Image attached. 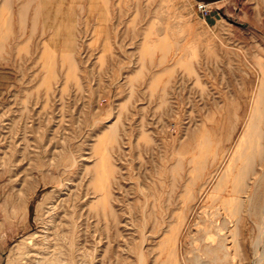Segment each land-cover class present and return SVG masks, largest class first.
Wrapping results in <instances>:
<instances>
[{"label": "rangeland", "instance_id": "374dc122", "mask_svg": "<svg viewBox=\"0 0 264 264\" xmlns=\"http://www.w3.org/2000/svg\"><path fill=\"white\" fill-rule=\"evenodd\" d=\"M25 3L0 0V264H264V0Z\"/></svg>", "mask_w": 264, "mask_h": 264}, {"label": "bare ground", "instance_id": "6f19581e", "mask_svg": "<svg viewBox=\"0 0 264 264\" xmlns=\"http://www.w3.org/2000/svg\"><path fill=\"white\" fill-rule=\"evenodd\" d=\"M31 1H33V0H26V3H25V5H23L22 7H23V9L25 8V6L27 5V3H30ZM199 1H201V0H197V2H199ZM202 1H204V0H202ZM214 1H217V0H214ZM214 1H204L205 2V4H206V2H214ZM108 13V12H107ZM71 49V48H70ZM74 49V48H73ZM72 52V51H71ZM70 53V52H69ZM258 94V93H257ZM254 112V111H253ZM252 112V113H253ZM254 114V113H253ZM252 114V115H253ZM254 116V115H253ZM250 118V117H249ZM256 119V118H255ZM251 122H254L253 121V117L251 118ZM250 121V120H249ZM251 122L250 123H248L249 125H247L248 126V128H251V127H253V129L255 128V127H257V126H255L254 127V123H252L251 124ZM252 129V130H253ZM256 129V128H255ZM254 131V130H253ZM258 137V136H257ZM253 152H251V154H247L246 155V157H244V165L242 166V167H246V169L245 170H247L248 169V166L250 165H252V169H253V164H251V163H254L255 161H253V158H252V155H254V154H252ZM260 154V153H259ZM258 155V154H257ZM259 156V155H258ZM253 161V162H252ZM243 162V161H242ZM244 169V168H243ZM250 170V169H249ZM244 172V171H243ZM243 172H242V174H243ZM248 185V184H247ZM244 186H246L245 184H244ZM239 187V186H238ZM237 187V188H238ZM242 189V188H241ZM244 189V188H243ZM244 196V195H243ZM242 200V199H241ZM241 200H239V202L241 201ZM242 202V201H241ZM263 207V206H262ZM216 211V210H215ZM214 211V212H215ZM218 213V212H217ZM210 214V213H209ZM216 214V213H215ZM212 215V214H211ZM183 219V218H182ZM222 220V219H221ZM184 221V220H183ZM225 225V224H224ZM204 226H205V224H204ZM203 226V227H204ZM209 226V225H208ZM220 227V226H219ZM219 227H217L216 229V231H218V228ZM222 227H224V226H222ZM204 228H206V230H207V228L208 227H204ZM203 228V229H204ZM211 228V227H210ZM209 228V229H210ZM213 228H214V226H213ZM202 229V228H201ZM215 229V228H214ZM205 230V229H204ZM214 231V230H213ZM204 232V231H203ZM215 232V231H214ZM215 234H217L216 232H215ZM218 235H219V233H218ZM225 236V235H224ZM223 237V236H222ZM201 240H203V239H201ZM204 240H205V242H204V244H202L203 246H201V250H202V252H204V253H206L207 255H208V253H210L211 255H213V257L212 258H214L215 257V259H216V257H218V252H220L222 249H224V247L226 246L225 245V243L223 242V240H222V238H218V236L216 235V236H214V234H213V232H209V233H207L206 234V236H205V238H204ZM222 240V241H221ZM264 247V246H263ZM193 250V249H192ZM199 259V258H198ZM214 259V260H215ZM218 259V258H217ZM200 264V263H199Z\"/></svg>", "mask_w": 264, "mask_h": 264}, {"label": "built area", "instance_id": "2783aa9c", "mask_svg": "<svg viewBox=\"0 0 264 264\" xmlns=\"http://www.w3.org/2000/svg\"><path fill=\"white\" fill-rule=\"evenodd\" d=\"M197 9L198 10H201V11H207L208 9H207V4H205V2L204 1H199V2H197Z\"/></svg>", "mask_w": 264, "mask_h": 264}, {"label": "water", "instance_id": "95a60500", "mask_svg": "<svg viewBox=\"0 0 264 264\" xmlns=\"http://www.w3.org/2000/svg\"><path fill=\"white\" fill-rule=\"evenodd\" d=\"M204 1H214V0H204Z\"/></svg>", "mask_w": 264, "mask_h": 264}]
</instances>
